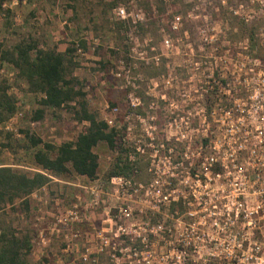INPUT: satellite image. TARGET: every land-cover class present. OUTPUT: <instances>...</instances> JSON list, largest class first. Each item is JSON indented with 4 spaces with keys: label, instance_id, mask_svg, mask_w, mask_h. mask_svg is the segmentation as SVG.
<instances>
[{
    "label": "rangeland",
    "instance_id": "1",
    "mask_svg": "<svg viewBox=\"0 0 264 264\" xmlns=\"http://www.w3.org/2000/svg\"><path fill=\"white\" fill-rule=\"evenodd\" d=\"M117 5L124 8V19L113 16L112 8ZM176 16V28H172ZM20 39L59 51L72 47L71 74L89 108L100 118L110 115L111 107L118 108L114 146L99 143L93 148L98 159L94 178L73 173L50 176L48 184L26 196V206L15 201L0 210V228L30 238L25 253L30 264H81L77 252L63 251L64 234L78 230L82 245L85 236L89 238L105 219L107 206L122 197L132 210L128 222L140 221L144 209L138 200L140 192L132 190L130 196H123L112 192L109 185L106 173L116 158L120 164L129 157L134 160L138 169L128 174L131 182L147 183L145 168L153 149L156 156L169 154L173 161L180 159L186 146L187 159L195 166L197 151L200 155L215 153L222 136H236L237 130L239 135H249L245 132L248 127L219 126L211 118L223 115L218 109L228 107L234 97H242V115L248 114L247 96L226 94L225 90L232 87L231 75L264 71V0H2L0 51ZM79 41L84 45H78ZM75 45L81 47L79 53ZM0 89L13 97L15 105L9 117L0 121V163L14 170L29 174L39 170L32 153L41 144L32 146L25 131L43 143L58 145L72 140L87 125L75 121L67 107L43 108L41 118L34 119V111L41 108L40 93L29 91L16 70L2 60ZM211 109L213 116L209 115ZM16 111L21 114L8 123L12 130L6 129L4 122ZM203 115L207 125H200ZM186 120L188 127L183 123ZM179 135H183L180 141L175 139ZM229 145L232 150V143ZM166 146L169 151L164 150ZM136 147L142 150L136 151ZM87 185L101 188L97 193L101 201L89 212V220L72 223L70 230L58 226L59 234L52 232L53 215L87 199ZM179 190L185 193L181 186ZM38 230L48 238L45 246L36 236ZM94 257L96 264H110L106 254ZM182 258L184 261L187 255L178 256L179 261Z\"/></svg>",
    "mask_w": 264,
    "mask_h": 264
},
{
    "label": "built area",
    "instance_id": "2",
    "mask_svg": "<svg viewBox=\"0 0 264 264\" xmlns=\"http://www.w3.org/2000/svg\"><path fill=\"white\" fill-rule=\"evenodd\" d=\"M112 13L117 19L126 16L119 5L112 8ZM177 20V16L173 17L172 28H176ZM163 43L168 45L166 39ZM75 46L79 53L81 48ZM230 82L232 87L226 88L225 93L247 96L248 114L242 115V97H234L228 107L218 109L222 117L211 120L219 126L241 124L248 127L245 132L249 135H239L237 130L236 136L220 138L215 153L200 155L197 151L198 172L196 165L188 161L184 146L180 159L173 161L169 154L156 156L153 149L145 168L149 173L147 183L131 182L129 175L110 176L112 192L123 196H130L132 190L140 192L143 215L139 222L129 223L131 206L122 197L115 205L107 206L105 219L80 245V232L71 231L70 225L88 221L89 212L101 201L97 195L101 188L87 185V199L62 207L53 215L52 232L59 234L58 226L70 230L63 236V251L77 252L81 264H96L94 256L102 253L110 264H264V71L236 73ZM109 113L101 119L116 131L118 108L111 107ZM209 113L213 116L214 109ZM20 114L16 111L4 127L12 130L8 123ZM199 122L207 125L208 119L203 115ZM183 123L188 127L187 120ZM182 136L175 139L180 141ZM135 172L136 168L132 173ZM180 186L185 193L179 190ZM36 236L42 246L48 243L42 230ZM179 255L187 258L179 261Z\"/></svg>",
    "mask_w": 264,
    "mask_h": 264
},
{
    "label": "trees",
    "instance_id": "3",
    "mask_svg": "<svg viewBox=\"0 0 264 264\" xmlns=\"http://www.w3.org/2000/svg\"><path fill=\"white\" fill-rule=\"evenodd\" d=\"M1 2L2 0L0 11ZM78 45L83 46L84 42L79 41ZM73 50L69 46L63 51L53 47L41 48L35 40L20 39L9 49L0 51V60L9 63L16 70L28 90L40 93L38 104L41 108L34 111V119L41 118L43 108L67 107L71 109L75 121L87 122L72 140L58 145L43 143L29 132H24L32 146L41 144L32 153L33 162L39 170L29 174L0 165V210L15 201L26 206V196L48 184L50 176L73 173L88 179L94 178L98 159L93 148L99 143H104L109 148L114 146V130L105 124L97 112L89 108L85 93L78 85L77 78L71 74L73 64L70 52ZM14 108L13 97L0 89V121L9 117ZM123 163L120 164L116 158L106 176H127L136 168L134 160L125 159ZM29 248L28 235L16 236L13 230L0 228V264H30L25 257Z\"/></svg>",
    "mask_w": 264,
    "mask_h": 264
},
{
    "label": "crops",
    "instance_id": "4",
    "mask_svg": "<svg viewBox=\"0 0 264 264\" xmlns=\"http://www.w3.org/2000/svg\"><path fill=\"white\" fill-rule=\"evenodd\" d=\"M0 165H5V166H9V165H6V164H2V163H0ZM11 167V166H10ZM33 194V192H31L30 193V195H32Z\"/></svg>",
    "mask_w": 264,
    "mask_h": 264
}]
</instances>
